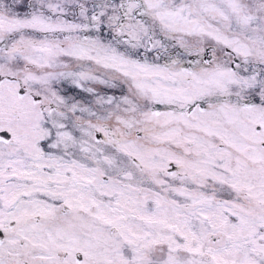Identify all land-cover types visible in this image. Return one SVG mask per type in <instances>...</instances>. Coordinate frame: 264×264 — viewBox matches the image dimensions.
I'll return each instance as SVG.
<instances>
[{"label": "snow or ice", "instance_id": "snow-or-ice-1", "mask_svg": "<svg viewBox=\"0 0 264 264\" xmlns=\"http://www.w3.org/2000/svg\"><path fill=\"white\" fill-rule=\"evenodd\" d=\"M0 264H264V0H0Z\"/></svg>", "mask_w": 264, "mask_h": 264}]
</instances>
